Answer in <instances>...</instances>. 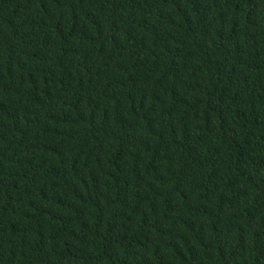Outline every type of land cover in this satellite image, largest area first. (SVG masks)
Segmentation results:
<instances>
[{
  "label": "trees",
  "instance_id": "16d2710c",
  "mask_svg": "<svg viewBox=\"0 0 264 264\" xmlns=\"http://www.w3.org/2000/svg\"><path fill=\"white\" fill-rule=\"evenodd\" d=\"M0 264H264V0H0Z\"/></svg>",
  "mask_w": 264,
  "mask_h": 264
}]
</instances>
